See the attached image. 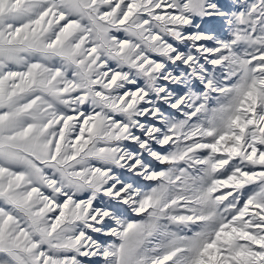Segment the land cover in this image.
Masks as SVG:
<instances>
[{
  "label": "snow or ice",
  "instance_id": "obj_1",
  "mask_svg": "<svg viewBox=\"0 0 264 264\" xmlns=\"http://www.w3.org/2000/svg\"><path fill=\"white\" fill-rule=\"evenodd\" d=\"M0 264H264V0H0Z\"/></svg>",
  "mask_w": 264,
  "mask_h": 264
}]
</instances>
